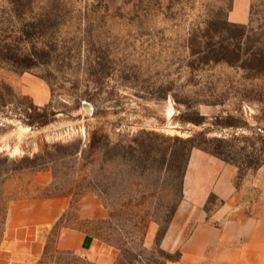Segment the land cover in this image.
Segmentation results:
<instances>
[{"label": "rangeland", "instance_id": "obj_1", "mask_svg": "<svg viewBox=\"0 0 264 264\" xmlns=\"http://www.w3.org/2000/svg\"><path fill=\"white\" fill-rule=\"evenodd\" d=\"M192 149L234 167L253 210L264 0H0V253L12 203H66L14 264L176 262L161 241ZM64 228L94 244L60 248Z\"/></svg>", "mask_w": 264, "mask_h": 264}, {"label": "crops", "instance_id": "obj_2", "mask_svg": "<svg viewBox=\"0 0 264 264\" xmlns=\"http://www.w3.org/2000/svg\"><path fill=\"white\" fill-rule=\"evenodd\" d=\"M242 12V11H241ZM240 11L234 16L241 18ZM234 167L199 149H192L183 181V198L161 245L179 251V259L168 264H264V162L256 169L252 186L258 189L256 206L249 210L239 200L234 185ZM211 196L221 200L208 212ZM66 203L60 198L14 202L9 206L3 254L12 256L40 250L38 230L61 216ZM94 240L77 230L64 228L58 245L85 251Z\"/></svg>", "mask_w": 264, "mask_h": 264}, {"label": "trees", "instance_id": "obj_3", "mask_svg": "<svg viewBox=\"0 0 264 264\" xmlns=\"http://www.w3.org/2000/svg\"><path fill=\"white\" fill-rule=\"evenodd\" d=\"M46 122H47V121H38L36 124L44 125V124H46ZM260 165H261V164H260ZM260 165H259V166H260ZM259 166H258V167H259Z\"/></svg>", "mask_w": 264, "mask_h": 264}]
</instances>
